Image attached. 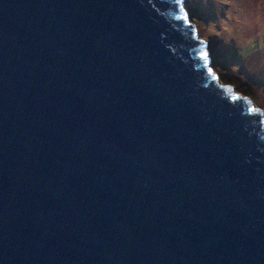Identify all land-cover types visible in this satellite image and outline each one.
<instances>
[{
  "label": "water",
  "instance_id": "water-1",
  "mask_svg": "<svg viewBox=\"0 0 264 264\" xmlns=\"http://www.w3.org/2000/svg\"><path fill=\"white\" fill-rule=\"evenodd\" d=\"M0 264H264V111L185 0H0Z\"/></svg>",
  "mask_w": 264,
  "mask_h": 264
},
{
  "label": "rangeland",
  "instance_id": "rangeland-1",
  "mask_svg": "<svg viewBox=\"0 0 264 264\" xmlns=\"http://www.w3.org/2000/svg\"><path fill=\"white\" fill-rule=\"evenodd\" d=\"M212 67L264 111V0H185Z\"/></svg>",
  "mask_w": 264,
  "mask_h": 264
},
{
  "label": "snow or ice",
  "instance_id": "snow-or-ice-1",
  "mask_svg": "<svg viewBox=\"0 0 264 264\" xmlns=\"http://www.w3.org/2000/svg\"><path fill=\"white\" fill-rule=\"evenodd\" d=\"M186 19V17H185ZM204 58H205V61H207V53L204 54ZM209 71H211V69H209ZM254 111H258L257 109H253Z\"/></svg>",
  "mask_w": 264,
  "mask_h": 264
},
{
  "label": "clouds",
  "instance_id": "clouds-1",
  "mask_svg": "<svg viewBox=\"0 0 264 264\" xmlns=\"http://www.w3.org/2000/svg\"><path fill=\"white\" fill-rule=\"evenodd\" d=\"M259 107V106H258Z\"/></svg>",
  "mask_w": 264,
  "mask_h": 264
}]
</instances>
